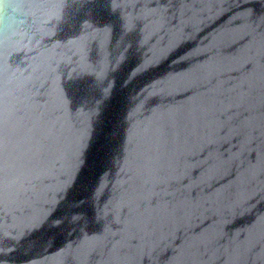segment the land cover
Listing matches in <instances>:
<instances>
[{
	"label": "water",
	"instance_id": "water-1",
	"mask_svg": "<svg viewBox=\"0 0 264 264\" xmlns=\"http://www.w3.org/2000/svg\"><path fill=\"white\" fill-rule=\"evenodd\" d=\"M0 264H264V0H0Z\"/></svg>",
	"mask_w": 264,
	"mask_h": 264
}]
</instances>
